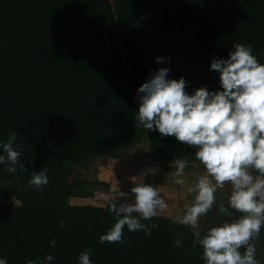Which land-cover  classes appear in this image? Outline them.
<instances>
[{
  "label": "trees",
  "instance_id": "trees-1",
  "mask_svg": "<svg viewBox=\"0 0 264 264\" xmlns=\"http://www.w3.org/2000/svg\"><path fill=\"white\" fill-rule=\"evenodd\" d=\"M234 42L264 63V0H0V140L16 132L26 169L0 165V256L40 264L50 253L52 264H78L91 247L93 264H204L193 226L158 216L142 221L157 225L151 235L125 226L122 242L100 243L114 214L70 200L90 197L85 185L109 186L68 178L144 140L163 171L175 172L181 156L191 159L185 172L203 169L192 147L136 124V89L150 70L168 67L189 94L216 90L210 60L226 58ZM41 168L49 177L42 191L28 185Z\"/></svg>",
  "mask_w": 264,
  "mask_h": 264
},
{
  "label": "clouds",
  "instance_id": "clouds-1",
  "mask_svg": "<svg viewBox=\"0 0 264 264\" xmlns=\"http://www.w3.org/2000/svg\"><path fill=\"white\" fill-rule=\"evenodd\" d=\"M166 59L170 58L155 57L157 63ZM210 70L218 73L219 88L200 86L191 94L186 91L184 77H168V67L150 70L136 89L139 103L134 119L145 130L172 136L192 147V157L203 166L206 174L194 173L197 178L187 192L195 195L178 222L195 229L194 246L202 247L200 259L204 264H259L257 249L264 230V63L250 44L234 42L226 58H211ZM16 140V132L0 140V165L13 174L26 171L20 160L23 145ZM190 161L181 156L171 162L177 185L190 183L184 179ZM148 171L155 174V169ZM29 175L30 187L42 191L49 183L46 168ZM133 178L130 191L117 187L114 198L104 197L115 222L99 236L100 243L122 242L125 226L129 232L151 235L157 225L142 221L151 220L168 206L157 187L145 182L143 174ZM225 184L230 185V192L217 195ZM217 202L227 219L202 233L199 221L203 219L204 223ZM63 225L61 220L60 227ZM174 244L180 247L181 240L175 238ZM49 245L55 247V239ZM93 253L91 247L84 249L77 256L78 264H93ZM53 261L49 253L40 264ZM0 264H8L7 259L0 256ZM26 264L37 261L29 259Z\"/></svg>",
  "mask_w": 264,
  "mask_h": 264
},
{
  "label": "rangeland",
  "instance_id": "rangeland-1",
  "mask_svg": "<svg viewBox=\"0 0 264 264\" xmlns=\"http://www.w3.org/2000/svg\"><path fill=\"white\" fill-rule=\"evenodd\" d=\"M120 157L121 158L119 159H122L124 162L121 163L119 166L115 164V158L101 156V157L94 159L86 166L75 168L68 178L70 182L73 181L74 179H79L82 181L85 180L87 182L96 180L104 184H109L110 192L105 187L85 185L83 189H85V191L90 194V197L86 199L72 198L70 200L71 203L72 204H92L95 206L103 207L106 205V201L104 199L105 196H108L110 198L111 192L113 193L118 192L119 189L127 191L132 187L131 186L132 183H130V185L124 183L126 180L127 173L133 176L134 174L133 171L140 164L141 165H145V164L154 165L155 164L154 161L148 158L147 156V143L145 142V140L139 144H136L130 147L129 149L125 151H122ZM157 164H160V163H157ZM196 167L198 168V166ZM199 171L202 174H206L204 172V169L202 168L199 169ZM142 173L146 174L143 171ZM137 174L138 172L136 173V177H138ZM125 186H130V187L125 188ZM230 190H231L230 185L225 184L223 189L217 190V195H220L222 193H228L230 192ZM191 202L192 201H183L180 205L179 210H177L176 208L174 209L175 206L168 205L165 209L159 212L156 216H159L161 218L167 219L172 222H178V218L184 214L185 205H190ZM199 224L201 227L202 219L199 221ZM257 259L259 262L264 263V237L262 235H261V243L258 245V249H257Z\"/></svg>",
  "mask_w": 264,
  "mask_h": 264
},
{
  "label": "crops",
  "instance_id": "crops-1",
  "mask_svg": "<svg viewBox=\"0 0 264 264\" xmlns=\"http://www.w3.org/2000/svg\"><path fill=\"white\" fill-rule=\"evenodd\" d=\"M119 158H121V157L119 156L118 158H115V164L118 166L124 162L122 159H119ZM154 163H155L154 165H150V164L141 165L140 164L137 167L138 169L136 168L134 171L132 170L134 172L133 176L136 177V173L138 172L137 175L139 177L143 174L142 171L145 172L146 174H143L145 182L156 186L158 191L160 192L161 196L165 200L168 201V205L175 206L174 209L176 208L177 210H179L180 205L183 201H192V198L195 194L194 193L189 194L187 192V188L190 186L191 183H194L196 178H197L194 175V173H196V172L200 173V171L195 170V169H192L190 171H186L185 172L186 175H185L184 179H186V181H188L190 183H186L185 185H177L175 183L177 177L174 175V172L163 171V169H161L162 167L160 166V164H157V162H154ZM149 169H155V174L149 172L148 171ZM133 176L130 175L129 173H127L126 180L124 183H126L128 185H130V183H132L131 186H133V179H134ZM151 177H153V178H151ZM107 185L109 186V184H107ZM126 187H130V186H125V188ZM127 191H129V190H127ZM109 192H110V186H109ZM112 193L113 192H111L112 197L110 196V199L114 198V196L116 194V192H114L113 194ZM128 199L130 201L131 197H129ZM162 219H164V218H162Z\"/></svg>",
  "mask_w": 264,
  "mask_h": 264
},
{
  "label": "water",
  "instance_id": "water-1",
  "mask_svg": "<svg viewBox=\"0 0 264 264\" xmlns=\"http://www.w3.org/2000/svg\"><path fill=\"white\" fill-rule=\"evenodd\" d=\"M225 219H227V217L220 212L218 202L215 203L212 209L206 214L204 223L202 219V233L207 231L208 228L221 223Z\"/></svg>",
  "mask_w": 264,
  "mask_h": 264
},
{
  "label": "built area",
  "instance_id": "built-area-1",
  "mask_svg": "<svg viewBox=\"0 0 264 264\" xmlns=\"http://www.w3.org/2000/svg\"><path fill=\"white\" fill-rule=\"evenodd\" d=\"M220 189H223V188H220ZM220 189H218V190H220Z\"/></svg>",
  "mask_w": 264,
  "mask_h": 264
}]
</instances>
